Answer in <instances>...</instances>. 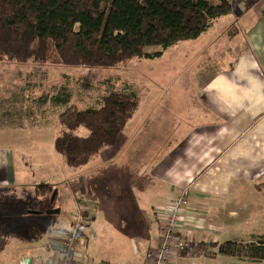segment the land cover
Returning <instances> with one entry per match:
<instances>
[{
	"label": "crops",
	"instance_id": "0c3cea01",
	"mask_svg": "<svg viewBox=\"0 0 264 264\" xmlns=\"http://www.w3.org/2000/svg\"><path fill=\"white\" fill-rule=\"evenodd\" d=\"M235 3L264 5V0ZM254 13L233 16L229 29L217 38V48L221 47L217 72L203 75L205 79L199 82L194 75L197 93L181 95L183 103L184 98L193 102V109L172 108L171 103L180 98L172 93H153L145 106L140 103L128 124L133 123L132 134L97 156L103 162L101 169H94L96 162L91 164L97 157L87 164L91 177L109 174V170L112 174L106 175L101 194L90 192L89 179L84 180L69 225L56 227L53 215L46 213L58 208L53 204L61 196L63 173L55 174L61 171L60 162L47 177L33 176L27 170L28 163H46L44 151H32L29 157L23 154L31 146L44 150L42 138L23 134L12 145H0V264H59V235L78 221V251L89 264H148L159 246V213L180 196L190 201L183 229L192 240L205 245L257 241H236L224 232L227 226L249 223L248 216L255 210L264 213V7ZM245 16L253 17L246 25ZM233 26L237 30L226 37ZM129 148H133L132 157ZM104 164L118 167L105 168ZM116 172L120 184H114ZM28 190L35 192L34 197H29ZM54 192L52 202L48 194ZM241 196L250 198L251 205L236 203L235 198ZM119 197L120 210L110 212L118 219L110 223L111 217H106L108 225L99 227L112 231L102 236L95 228L100 205L109 206L110 199ZM125 238L131 244H121ZM172 262L264 264L221 255L193 263Z\"/></svg>",
	"mask_w": 264,
	"mask_h": 264
},
{
	"label": "trees",
	"instance_id": "16d2710c",
	"mask_svg": "<svg viewBox=\"0 0 264 264\" xmlns=\"http://www.w3.org/2000/svg\"><path fill=\"white\" fill-rule=\"evenodd\" d=\"M232 1L0 0V62L94 70L117 68L135 59H159L231 15ZM149 48L160 51L147 52ZM88 75L80 81L87 89ZM49 101L65 108L59 116L63 133L54 147L73 169L114 148L141 103L136 92L111 91L96 106L79 110L67 87L57 95L42 96L40 102ZM80 130L87 135H80ZM209 246L213 257L264 261V235L250 243ZM200 248L208 247L200 243Z\"/></svg>",
	"mask_w": 264,
	"mask_h": 264
},
{
	"label": "rangeland",
	"instance_id": "374dc122",
	"mask_svg": "<svg viewBox=\"0 0 264 264\" xmlns=\"http://www.w3.org/2000/svg\"><path fill=\"white\" fill-rule=\"evenodd\" d=\"M233 1V13L231 15L217 21L214 27L199 39L178 44L167 50L159 59H135L117 68L94 70L54 67L51 65H11L7 62H0V137L3 138L2 140L0 139V145H12L14 144L13 141L23 134H30L34 138H42L41 144H45L44 150H36L32 146L29 150H23L25 151L23 154L27 157L32 151L34 153L44 151L46 156V163H28L27 170L33 176L47 177L54 174L55 166L60 162L61 171H57L55 174L60 175L63 173L60 188L61 196L57 198V202L53 205L60 209L57 208V211L62 212L59 215L53 214L51 216L57 223L56 227L69 225L70 219L75 217V199L81 196L85 179H89L88 188H90V192L101 194L107 184L106 175L111 177L112 173L109 170V174L105 171L91 177V172H88L89 165L73 169L64 163L62 157L56 152L54 144L57 137L63 133L59 116L64 112L65 108L56 107L50 101L43 104L40 102L41 97L46 94L49 96L57 95L63 88L67 87L68 94L71 96V103L79 110H83L96 106L98 100L111 91L136 92L142 101L141 105L144 106L146 102L150 101L153 93L158 92L157 94L161 96H168L172 93V95H180L176 104L171 103L173 105L172 108L193 109L191 107L193 102L184 98L185 101L183 103L181 95L197 93L199 84H192L194 75L197 76V81L199 82L201 77H204L203 75L213 74L214 71L217 72V56L221 57L218 54L221 47L217 48L219 35L233 23L234 17L240 18L244 13L252 14L254 10L255 13H260L264 7L263 3L251 6L252 4L240 5L235 3V1L239 2V0ZM253 1L255 2L256 0ZM252 19L253 17L251 16H245V20L243 21L242 19L241 21L246 25ZM236 30L237 27L233 26L226 37L232 35ZM224 50L228 51L227 49ZM146 51L157 52L160 51V48H149ZM87 74H89L88 76L91 79V87L88 89L80 82L81 78ZM142 110L146 109L142 108ZM126 130L127 133L120 136L116 146L121 144L124 136L132 134L133 123ZM79 134L86 136L87 131L80 130ZM129 138L131 140L132 135ZM2 151H6V148L2 149ZM13 151L18 152L21 150ZM128 156H133V148L128 149ZM94 162H96L94 169L103 167V162L98 157L91 164ZM106 166L111 169L118 167L117 164L105 165L104 167L106 168ZM112 181L110 183H113ZM115 183H119L117 172ZM115 186L119 190V187ZM35 190H38V188ZM28 192L30 198L34 197L35 192L33 190H28ZM54 193L48 194L49 199L53 198ZM233 194L234 192L231 195V199H234ZM14 198L15 200L17 199V197ZM120 200V197L117 199L113 198L110 199L109 206L104 205L101 207L100 205L98 211L99 223L95 224V228L102 236L104 232L110 233L112 230L101 228L99 225H108L106 217H111L110 223L118 219V217L112 216L110 212L114 211L117 213V209L120 210L118 203V201L122 202ZM235 200L236 203L246 202L247 205H251L250 198L241 196L235 198ZM255 211L249 214L247 219L249 223L234 225L232 228L227 226L224 230L225 236L233 235L232 237L237 239L236 241L244 238L259 240L264 235V213L260 210ZM121 228L123 229L122 225ZM122 229L119 230L121 231ZM103 238L105 239V237ZM121 244L131 243L125 238L121 241ZM207 247L210 248L209 245ZM210 250L213 251V249Z\"/></svg>",
	"mask_w": 264,
	"mask_h": 264
},
{
	"label": "built area",
	"instance_id": "2783aa9c",
	"mask_svg": "<svg viewBox=\"0 0 264 264\" xmlns=\"http://www.w3.org/2000/svg\"><path fill=\"white\" fill-rule=\"evenodd\" d=\"M189 204L187 197L180 196L159 213L161 217L159 246L148 264H173V260L193 263L201 257H213L209 248L202 250L200 243L192 240L183 229L184 223L189 219L185 217L186 212L191 209ZM79 230L78 221L70 230L58 234L61 240L59 264H89L78 251ZM20 264L26 262L22 261Z\"/></svg>",
	"mask_w": 264,
	"mask_h": 264
},
{
	"label": "water",
	"instance_id": "95a60500",
	"mask_svg": "<svg viewBox=\"0 0 264 264\" xmlns=\"http://www.w3.org/2000/svg\"><path fill=\"white\" fill-rule=\"evenodd\" d=\"M55 195H56V192L54 193V196L52 198V202H54V200H55ZM58 213H60L59 210L58 211L57 210H52V211L47 212L48 215H53V214H58Z\"/></svg>",
	"mask_w": 264,
	"mask_h": 264
}]
</instances>
